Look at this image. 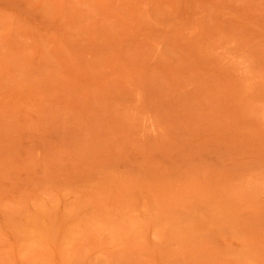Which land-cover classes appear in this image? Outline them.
I'll return each instance as SVG.
<instances>
[{"label":"rangeland","instance_id":"1","mask_svg":"<svg viewBox=\"0 0 264 264\" xmlns=\"http://www.w3.org/2000/svg\"><path fill=\"white\" fill-rule=\"evenodd\" d=\"M0 264H264V0H0Z\"/></svg>","mask_w":264,"mask_h":264}]
</instances>
